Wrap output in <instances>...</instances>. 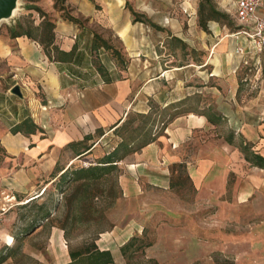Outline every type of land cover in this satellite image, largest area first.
<instances>
[{
    "label": "rangeland",
    "instance_id": "1",
    "mask_svg": "<svg viewBox=\"0 0 264 264\" xmlns=\"http://www.w3.org/2000/svg\"><path fill=\"white\" fill-rule=\"evenodd\" d=\"M44 1L18 0L14 15L0 22V37H6L5 33L11 36L17 24L36 34L33 28L50 19L43 11ZM65 5V0H56V9L63 8V14L69 15ZM127 7L136 12L129 4ZM183 15L176 2L165 5L162 27L139 15L155 34L150 38L148 58L156 60L158 66L150 75L168 71L153 89L159 95L137 100L126 123L94 149L90 147V153L75 158L73 164L68 161L79 148L68 151V155L61 153L66 161L61 167H67L64 175L59 166L50 172L47 166L26 161L25 153L13 157L9 147L3 145L26 112H13L17 96L11 93L9 83L0 79V264H51L54 253L49 240L54 229H62L68 251L77 252L93 248L101 234L130 219L138 220L142 231L125 252L126 264H159L145 257V249L154 248L151 245L158 232L165 239L171 237L169 229L159 230L163 224L187 229L205 244L215 243V248L190 264H239L235 258L239 253L248 260L254 257L264 225V170L250 166L240 147L247 144L264 157V54H249L247 63L235 70L229 61L233 60L229 54L234 52V45L228 39L227 52L217 56L220 67L229 66L226 74L224 69L219 70L218 77L213 69L202 72L199 66L207 54L198 51L197 36L195 50L182 41H187L189 26ZM209 17V10H198V27L200 20ZM213 19L224 35L236 31L230 17ZM208 24L213 23L206 22V27ZM108 40L118 45L112 37ZM208 74L213 77L206 79ZM172 87L178 96L171 95ZM191 114H204L211 122L185 140L178 150L177 163H164L167 180L139 178L137 197L123 196L121 182L125 176L129 179L125 162L99 178H73L75 171L95 166L122 138L137 146L145 139L164 137L174 119ZM228 139L232 145L226 142ZM35 169L41 174L32 175ZM198 171L200 179L195 180ZM139 208L143 210L135 212ZM247 239V244L232 245ZM223 243L232 246L225 249ZM169 246L159 245L156 251ZM180 246L183 249L189 245L186 242ZM189 249L199 251L191 245Z\"/></svg>",
    "mask_w": 264,
    "mask_h": 264
},
{
    "label": "crops",
    "instance_id": "2",
    "mask_svg": "<svg viewBox=\"0 0 264 264\" xmlns=\"http://www.w3.org/2000/svg\"><path fill=\"white\" fill-rule=\"evenodd\" d=\"M236 1L65 0V6L70 10L69 14L82 19L85 24L82 26L65 21L62 18L64 11L57 10L53 0H45L42 4L43 11L49 15L54 25L53 43L48 48L51 54L50 60L43 47L27 36L12 38L5 33L6 37H0V79L9 83L10 89L13 86H18L20 89L21 98H15L17 107L13 108V112H26L13 127L27 118L37 126V131L33 134L10 135L12 138L8 137L3 145L9 147L13 157L25 153L26 161L47 166V171L50 172L59 166L62 173L67 167L63 169L61 167L66 162L61 153L68 155V151L73 153V149L79 148L68 161L69 164H73L75 158L83 155L87 147L94 149L104 137L121 126L137 100L147 101L148 98L159 95L153 92V89L168 71L164 74L158 72L150 75V71L158 66L156 60L148 58L150 38L155 34L143 21H133V15L127 4L136 11L135 13L160 27L166 19L165 5H174V2L179 4L184 12L183 17L189 23L186 30L187 41H182L189 49L195 50L197 36L198 51L207 54L204 62L199 66L202 72L213 69L215 77H218L219 70L224 69L226 74L229 66L220 67L217 56L227 52L228 39L234 45V52L232 55L229 54L233 60L229 61L233 63L235 70L238 66L246 64L247 57L233 55L235 49L246 45V39L242 35H236L239 30L234 16ZM207 2L218 13L225 15L226 18L230 17L236 23V31L224 35L219 26L213 22L216 19L212 17L206 19V22L213 23L207 25L206 31L198 27L197 12L203 9L209 10ZM262 13H264V5ZM109 37L115 39L118 45L115 46L113 40L110 42ZM102 42L105 45H102ZM53 47L68 56L57 59L58 54L53 51ZM114 50L119 56L113 54ZM190 66L196 65L191 63ZM211 77L213 76L208 74L206 79ZM171 95L178 96V92H174L173 87ZM160 98L163 99V96ZM175 98L179 100V97ZM207 123L204 114L177 117L166 130V136L157 137L153 142L120 161L119 163L125 162V169L129 173V179L125 176L124 182H121L123 196L132 198L139 195L137 181L142 176L157 182L167 180L164 163H177L179 161L177 153L181 145L194 130L204 127ZM100 133L103 135L95 138V135ZM85 137L90 139L85 141ZM84 146L85 148H81ZM36 173L41 174L36 169L31 174L36 175ZM31 174L29 177L32 176ZM200 174L201 172L198 171L194 179L199 180ZM142 210L143 208H139L135 212ZM165 229L170 230L171 237L165 239L158 232L154 244L151 245L154 248L145 249V257L159 264H181V262L190 264L216 247L215 243L208 245L196 239L187 229L170 227L166 224L159 228L161 231ZM141 231L140 222L130 219L123 226H114L110 231L101 234L94 245L99 251L110 253L112 258L110 264H126L127 249L123 251L122 248L133 238H137ZM259 234L258 239L261 241L256 243L259 248L253 252L254 257L248 260L242 253L236 254L237 263L243 264L247 261L257 264L258 261H262L264 264V225ZM182 236L185 238L181 239ZM254 239L253 241L256 242ZM186 242L189 246L198 247L199 251H192L189 246L182 249L180 245ZM248 242L247 239L243 243L234 242L232 245L242 246ZM65 243L64 231L54 229L49 240V249H53L54 253L51 264L71 263L70 252ZM162 244L170 246L156 251ZM222 245L225 249L232 246L226 243Z\"/></svg>",
    "mask_w": 264,
    "mask_h": 264
},
{
    "label": "trees",
    "instance_id": "3",
    "mask_svg": "<svg viewBox=\"0 0 264 264\" xmlns=\"http://www.w3.org/2000/svg\"><path fill=\"white\" fill-rule=\"evenodd\" d=\"M55 2V8H56V0H53ZM208 3V9L210 12V16L212 18L215 17H220V18H225L226 16L223 14L218 13L213 9V7ZM61 11H64L63 8H60ZM132 15L134 16V22L140 21L139 19V14L131 12ZM45 17V14L43 15ZM46 18V17H45ZM62 18L67 21L68 23H73V24H81V21L78 18H75L73 16L69 15H64L62 13ZM206 21L200 20L199 26L201 27L202 30L206 31ZM53 28L54 25L53 23L49 20H45L42 22L38 27H34L33 29L35 30L36 34H34L31 31H26L24 28L20 25L17 24L14 30H11V37H20V36H27L30 39H33L37 41L42 47L49 58L51 59V54L49 51V46L53 43L54 35H53ZM40 31V33H38ZM95 38H98L95 36ZM99 39V38H98ZM102 45H105L104 42H102ZM53 51L57 52L58 57L57 59H62V56H68V54L58 52V50L53 47ZM113 54L115 56H119V53L117 51H113ZM56 58V57H55ZM59 61V60H56ZM177 117L174 116L173 118ZM208 122H211L210 118H207ZM122 123L121 126L117 127L114 131H117L120 127L123 126ZM37 131V126L33 123V121L30 118L25 119L22 121L20 124L14 126L12 128V134H17V133H22L25 135L33 134ZM103 134H98V137ZM153 137L152 139H145L143 140L140 144L137 146H131L129 143H127L123 138L122 141L116 146V148L108 153L107 155L103 156L101 159H99L96 162L95 166H91V168H87L86 170L80 169L77 170L73 173V178L76 180L80 179H95L99 178L103 173H109L113 169H115L118 166V163L122 161L126 156L131 155L137 151H139L141 148L144 146L148 145L149 143L154 141ZM89 137H85V141L89 140ZM229 144H232V140L228 139L226 140ZM89 151V152H88ZM84 152L90 153V147H87ZM240 152L243 154L244 160L249 163L253 167H257L259 169L264 170V157L260 155L257 152L251 151L250 147L247 144H243L240 147ZM67 171V170H66ZM64 171L61 175H64ZM101 174V175H100ZM136 238H133L128 244H126L122 249L123 251L130 248ZM70 257H71V263L70 264H110L112 263V258L109 252L107 251H99L95 246L93 248H88L83 251H77V252H70Z\"/></svg>",
    "mask_w": 264,
    "mask_h": 264
},
{
    "label": "built area",
    "instance_id": "4",
    "mask_svg": "<svg viewBox=\"0 0 264 264\" xmlns=\"http://www.w3.org/2000/svg\"><path fill=\"white\" fill-rule=\"evenodd\" d=\"M264 0H237L235 20L239 25L236 35L246 39V45L235 49V55L248 57L249 54H264ZM1 221V214H0Z\"/></svg>",
    "mask_w": 264,
    "mask_h": 264
},
{
    "label": "water",
    "instance_id": "5",
    "mask_svg": "<svg viewBox=\"0 0 264 264\" xmlns=\"http://www.w3.org/2000/svg\"><path fill=\"white\" fill-rule=\"evenodd\" d=\"M17 1L18 0H0V22L11 16ZM10 91L14 96L21 98V92L18 86H13Z\"/></svg>",
    "mask_w": 264,
    "mask_h": 264
},
{
    "label": "bare ground",
    "instance_id": "6",
    "mask_svg": "<svg viewBox=\"0 0 264 264\" xmlns=\"http://www.w3.org/2000/svg\"><path fill=\"white\" fill-rule=\"evenodd\" d=\"M18 3H16L15 7L17 6ZM15 7L13 8V11L11 13V15H14L13 13L15 12Z\"/></svg>",
    "mask_w": 264,
    "mask_h": 264
}]
</instances>
